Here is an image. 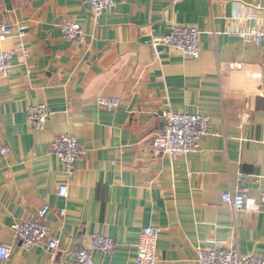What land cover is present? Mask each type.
<instances>
[{
  "label": "crops",
  "instance_id": "0c3cea01",
  "mask_svg": "<svg viewBox=\"0 0 264 264\" xmlns=\"http://www.w3.org/2000/svg\"><path fill=\"white\" fill-rule=\"evenodd\" d=\"M114 2L96 20L79 0H0V20L23 29L0 42L15 52L10 76L0 77V243L11 246L0 264H76L81 246L95 264H134L146 226L160 229L156 264H190L195 246L212 240L262 256L264 41L241 32L263 27L264 0ZM65 21L80 24V40L63 38ZM173 24L198 28L197 59L170 48L156 55L146 42ZM99 97L119 104L107 109ZM40 103L51 112L42 130L27 115ZM168 110L211 118L198 151L152 154ZM60 134L85 150L69 179L50 152ZM226 190L243 192L245 207L222 203ZM45 204L58 247L23 250L11 225ZM91 234L113 238V251L92 248Z\"/></svg>",
  "mask_w": 264,
  "mask_h": 264
},
{
  "label": "built area",
  "instance_id": "2783aa9c",
  "mask_svg": "<svg viewBox=\"0 0 264 264\" xmlns=\"http://www.w3.org/2000/svg\"><path fill=\"white\" fill-rule=\"evenodd\" d=\"M86 4L92 11L94 19L98 20L106 11L116 7L114 0H79ZM257 8L261 4L256 5ZM245 17L243 20H247ZM63 38L67 40H80L82 38L81 26L78 22L65 21L60 26ZM23 35L21 26L0 20V42L7 39L13 33ZM242 35L253 39L256 44L264 41L263 27L255 31H243ZM153 48L156 55H161L165 48L173 49L182 55L197 59L200 55V31L192 25L173 24L167 32L152 35L146 41ZM24 56H28V50L22 48ZM13 50L0 49V77L10 76L13 66ZM119 104L118 99L99 97L97 105L112 109ZM51 112L46 104L40 103L30 106L27 111L28 119L33 128L42 130L45 128ZM212 124L209 116L200 114L183 113L168 110L164 113L163 130L154 137L150 143L152 154L156 156L174 154L186 155L200 149L201 142L211 133ZM1 126V122H0ZM217 135V133H215ZM50 152L60 161L63 175L66 179L73 176L76 164L84 157L85 150L79 144L77 138L71 134L56 135L51 144ZM1 154L5 149H1ZM68 187L62 183L57 188L60 197H66ZM260 202L264 208V191L260 193ZM221 201L234 211L245 207V195L241 191L226 190L221 194ZM50 212L48 204L32 212L28 219L15 222L11 225L15 240L23 250L33 249L39 242H46L50 250L58 247V241L50 234L46 217ZM61 215L66 213L60 209ZM160 229L153 226L141 228L138 243L135 249L134 264H156L158 260L157 246ZM92 248L100 252L110 253L115 248L113 238L103 234H91ZM210 246L198 244L195 246V256L190 264H264V248L262 256L242 255L237 249L227 248L219 242L212 240ZM11 255V246L0 243V260H6ZM76 264H95L94 255L90 248L81 246L74 252Z\"/></svg>",
  "mask_w": 264,
  "mask_h": 264
}]
</instances>
